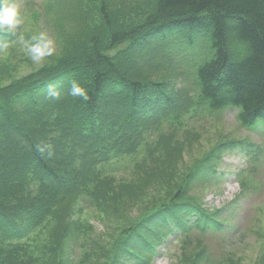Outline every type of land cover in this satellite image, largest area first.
Here are the masks:
<instances>
[{
    "label": "trees",
    "instance_id": "16d2710c",
    "mask_svg": "<svg viewBox=\"0 0 264 264\" xmlns=\"http://www.w3.org/2000/svg\"><path fill=\"white\" fill-rule=\"evenodd\" d=\"M152 4H144L135 13L136 22L124 27L114 22L110 6L100 1L103 17L111 22L108 34H92L83 53L70 54L88 33L77 35L69 51L61 50L66 55L58 63L0 86L1 177L8 172L6 159L12 158L11 177L0 186V264H79L84 257L75 254L76 235L83 228L81 213L86 207L92 213L109 208V190L104 197V189L111 185L110 172H115L117 163L129 170L148 169L153 186L175 176L164 162L154 160L145 167L128 155L136 152L134 141L151 117L178 119L184 114L179 99L211 114L233 109L243 127L264 136V0H153ZM149 25L152 29L144 35L168 36V53L176 58L188 55L186 66L171 69L169 63L166 71L146 61L135 77L118 68L114 57L122 55L124 60L125 51L131 53L137 46L144 54L149 50L138 33ZM80 69L89 70L88 75L78 77ZM164 71L156 80L144 75ZM176 74L183 82H172ZM192 78L193 87L184 84ZM72 79L89 89L87 102L67 95ZM49 84L59 85V99L47 95ZM197 141L196 135L189 140V151ZM64 142L83 150L73 155L65 151ZM38 144L52 147L41 153ZM130 185L121 184L125 189ZM189 187L177 186L157 208L167 205L179 213L199 209L184 201ZM119 199L124 202L123 196ZM101 200L103 206L98 204ZM37 206L36 215L27 216L28 208ZM151 219L152 212L137 226ZM50 220L55 223L47 241L40 228ZM139 229H129L126 240Z\"/></svg>",
    "mask_w": 264,
    "mask_h": 264
},
{
    "label": "rangeland",
    "instance_id": "374dc122",
    "mask_svg": "<svg viewBox=\"0 0 264 264\" xmlns=\"http://www.w3.org/2000/svg\"><path fill=\"white\" fill-rule=\"evenodd\" d=\"M19 1L17 0V2ZM36 1L39 2L40 0ZM100 1H104L110 6L114 22L124 24V27L131 22H136L135 13L137 14L139 10H142L144 4L153 6V0H45L49 9L44 13L41 11L30 12L34 7H38L36 10H40L41 5L38 3L26 5L25 9L32 15L31 23L27 28V31L31 33L27 35V38L41 31H47L56 42V53L40 64H34L25 54L20 42L14 45L8 42L7 47L0 48V86L28 76L43 66L58 63L60 57L66 55H61V50L67 49L69 51L77 35L84 32L88 33V36L78 43L77 50L70 54L80 55L83 53L88 47L92 34L101 36L103 33L108 34L111 29V22L103 17L102 11L99 9ZM115 14L117 15L115 16ZM144 28L143 30L139 29L138 33L142 37L143 45H146V49L149 50L144 54L137 46L136 50L131 51V53L125 51L123 55L128 57L124 60L122 55L114 57L115 61L119 63L118 68L125 73H132L135 77L139 71H142L141 65H144L146 61L158 64L164 70L168 68L169 63L172 66L171 69H177L182 65L186 66L183 62L189 58L188 55L176 58L175 55L170 54V51L168 53L167 47L170 42L168 39L153 40L149 34L148 36L144 35L146 32H150L151 25ZM151 53L157 54L152 55ZM166 71L161 75L155 72L152 77L150 74L144 73V75L156 80L161 78ZM78 73V77L81 78L84 74L85 76L88 75L89 70L85 72V70L80 69ZM10 75L12 79L9 77ZM171 80L172 82H182L179 74H176ZM184 84L193 87L194 79L192 78L190 83L184 82ZM175 122L183 130L187 129L183 121L175 120ZM190 125L195 130H190L187 133L197 136V144L201 145V150L198 152L194 150L187 154L186 148H181L179 154L184 155L188 161L175 170V176L166 178L153 186V177L149 174L148 169L133 168L129 170L122 167V163L116 164L115 172H110L112 183L104 189V197L107 189L109 190L107 196L110 199L106 203L109 208L105 209L103 206V198L98 203L103 206L102 210L97 208L96 212L92 213L91 208H88L84 213L83 228L76 235L75 254L77 258L84 256L79 264H106L110 257L115 258V252L125 242L130 232L129 229L141 227L133 235L134 240L129 241L130 246L133 247L136 240L143 238L142 233L147 230L148 225L152 226V219L144 225L137 226L138 221L147 214L153 213L155 208L163 203L162 198L164 196L184 183L190 186V194L193 193L194 196H198L204 201L202 202L204 208L215 212L216 220L230 226L231 232L228 235L214 228L194 227L187 234V239H184L177 230L175 232L177 238L171 236L170 242L166 245H159L148 264H191L194 257H182V250L189 249L190 252H196L202 247H205L206 250L195 256L194 261L197 264H264V162H255L250 166V162L244 161V155L240 154L239 157L231 155L232 152L237 151L235 149L227 153L221 164L223 167L220 166L217 170L219 177L217 185H213L210 179L204 178L200 173H195L190 179H186L189 170H194L191 167L215 145L224 142L221 140L226 137L242 139L247 136L248 131L234 120V114L231 115L230 110L213 114L208 111H201L190 119ZM156 129L157 127L153 129L154 140L156 139ZM174 132L177 130L175 129ZM170 136V133H164L161 141L160 138L156 139V144L160 143L161 146L168 149L170 159L166 166L174 171L172 164L178 153L169 149ZM184 137L186 136H182L179 141L183 142ZM197 144L190 149H195ZM64 145L68 147L65 151H69L73 155L83 150V148H75L71 143L64 142ZM155 153L157 152L155 151ZM165 155L166 153L159 152L155 154V157ZM9 160L6 159V162L9 163V165L7 163V174L5 177L0 176V186L1 183L8 181L11 177ZM214 160L212 158L210 163L213 164ZM141 163L148 167L150 159ZM70 180L71 176L64 180L63 184L66 185ZM122 183H130L131 185L125 189L121 186ZM46 184L47 187L52 185L51 183ZM121 196H123L124 202L119 199ZM36 208L39 206L28 208L27 216H35L38 212ZM19 217L23 220L22 216ZM54 223L55 220H50L40 228L42 238L47 241L50 239ZM21 228L25 229L26 224L23 223ZM76 229L78 230V228ZM32 240L30 239L27 245H30ZM181 241L187 243L182 244ZM114 260L112 262L115 264L121 262L120 260L114 262Z\"/></svg>",
    "mask_w": 264,
    "mask_h": 264
},
{
    "label": "clouds",
    "instance_id": "9594fccd",
    "mask_svg": "<svg viewBox=\"0 0 264 264\" xmlns=\"http://www.w3.org/2000/svg\"><path fill=\"white\" fill-rule=\"evenodd\" d=\"M23 22L17 0H0V33H17V29L22 27ZM19 40L25 54L34 64H40L56 53V42L47 31L33 34L27 40L20 36ZM7 43V41L0 42V48L7 47ZM61 94L59 85L49 84L47 86V95L50 98L59 99ZM67 95L83 102L90 99L89 89L76 79L69 81ZM51 147V145L41 146L38 144L37 150L44 153L46 149H51Z\"/></svg>",
    "mask_w": 264,
    "mask_h": 264
}]
</instances>
